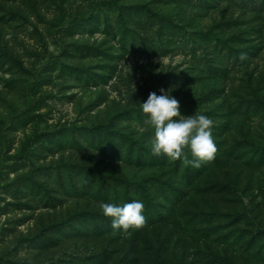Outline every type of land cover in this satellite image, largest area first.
I'll return each instance as SVG.
<instances>
[{
	"label": "rangeland",
	"instance_id": "obj_1",
	"mask_svg": "<svg viewBox=\"0 0 264 264\" xmlns=\"http://www.w3.org/2000/svg\"><path fill=\"white\" fill-rule=\"evenodd\" d=\"M105 1L0 0V264H77L69 254L112 248L95 236L53 247L63 235L51 226L79 213L71 227L92 231L101 202L137 199L143 215L170 218L144 226L131 264H156L162 241L167 264H264V1ZM161 89L182 115L212 119V161L152 154L138 103Z\"/></svg>",
	"mask_w": 264,
	"mask_h": 264
},
{
	"label": "clouds",
	"instance_id": "obj_2",
	"mask_svg": "<svg viewBox=\"0 0 264 264\" xmlns=\"http://www.w3.org/2000/svg\"><path fill=\"white\" fill-rule=\"evenodd\" d=\"M246 58L245 53H240V61ZM138 104L145 114V123L154 130L150 138L153 155H164L169 160L179 159L182 164L193 168H200L202 163L214 159L217 148L210 117L198 114V111L193 115H182L179 101L171 90L161 89L159 95L152 92L147 100ZM244 203H247L246 199ZM99 207L102 214L110 218L113 231H119L121 235H130V229H138L145 224L141 200H132L123 205L101 202Z\"/></svg>",
	"mask_w": 264,
	"mask_h": 264
},
{
	"label": "trees",
	"instance_id": "obj_3",
	"mask_svg": "<svg viewBox=\"0 0 264 264\" xmlns=\"http://www.w3.org/2000/svg\"><path fill=\"white\" fill-rule=\"evenodd\" d=\"M264 1V0H263ZM115 0H107L105 1V4L109 3L112 5H116L115 4ZM206 66H208V69L210 70V72L213 74L214 77L217 78H221V74L220 71H222L223 69H221V67H216L213 66V64L210 63H205ZM229 70L224 69L223 73H225L226 75L228 74ZM210 73V74H211ZM225 75V77H226ZM264 158L262 157L260 160H258V165L262 166L264 163ZM91 172L93 173H98V175L101 177V179L105 180V177L102 176V173L97 172L96 170H92ZM197 173L199 172L198 170L196 171ZM195 177V176H194ZM107 179V178H106ZM114 181H116L118 184H122L123 186L127 183V181H125L122 178L119 177H115L113 178ZM60 181L61 183H63V181H65V178H63L60 175ZM192 179H190L188 182V185L191 183ZM137 185V184H136ZM72 186H74L72 184ZM75 186L77 187V185L75 184ZM87 186V185H86ZM90 186V185H89ZM172 186V185H171ZM190 186V185H189ZM138 188L140 189V192H142V190L144 192H146L148 195V197L153 198V195L151 193H149V191H146L143 189V187L141 188L140 186H138ZM90 189V188H89ZM74 190H80L79 188H75ZM107 190L105 187L104 192L107 194ZM172 191V189H169L168 191ZM67 191H63L62 193H57V197L63 196L64 193H66ZM91 192V189H90ZM176 192V191H175ZM143 193V192H142ZM78 194V193H76ZM187 196L188 193L185 192V195L182 193L180 196ZM83 196H87L88 199H94V197L92 195L89 194H78L75 195V198H79V199H84ZM73 198V199H75ZM108 198V196L106 195L105 200ZM128 199H130L128 197ZM66 199H55L54 203H53V208H57L59 207L60 204H63V202ZM101 200V199H100ZM107 202V201H106ZM148 205L149 207H153L152 203L150 201H148ZM79 214V213H77ZM74 214L71 217H69L70 223H58V224H54L51 226L52 231H54V233H57L58 231L62 232V235L59 239H57L55 242H52L51 244L53 245V247L56 246H60L62 244H66L67 242H69L70 240L73 239H82V240H86V239H90V236H95L99 239L101 238H110V242L109 243H113V247H105L102 252H100L99 254L97 253V255H92L90 257H88L87 254L85 253H73V254H69L68 258L70 257H75L77 260V264H112L113 261H115V257H117L118 255H120V257L122 258V261H126L127 264H131V261H133V256H137L138 255V251H139V247H140V242L144 237V231H146V228L144 226L146 225H156V224H166L167 221L170 218V215H163V213L161 214L157 209H153L151 212L150 210L147 211V213H144V217L148 218V220H151L149 223H146L143 225V227L139 228V230H134V229H130L129 231L131 232L130 235H121L119 233V231L114 232L113 229H108V231H104L103 228H99L96 225V219L97 218H103L105 221L104 223V227L106 226H110V224H108L110 221L108 219H106V217L100 215L99 213H91L88 218L92 217L93 219V223L92 226L93 228H95V230L93 229L92 231H84L81 228L77 229L74 227H71L73 222H78L81 218H87L84 215H78ZM218 216V214L212 213V214H207L205 217H207L206 220H208V222H213L212 217ZM220 216V215H219ZM79 217V218H78ZM78 218V219H77ZM96 226V227H94ZM73 229V231L71 230ZM217 229V228H216ZM216 229H209L207 231V236L208 238H210V235L215 234L217 231ZM262 232L260 230H257L255 232V235L261 234ZM170 243L167 241H162L159 244V250L162 251L163 255H161L160 251L158 252L159 254H157V258L156 264H167L168 263V255L170 252ZM132 256V257H131ZM115 258V259H114ZM80 261V262H79ZM92 261V262H90ZM135 261V260H134ZM133 261V262H134ZM71 263L68 264H75L73 261H70Z\"/></svg>",
	"mask_w": 264,
	"mask_h": 264
}]
</instances>
